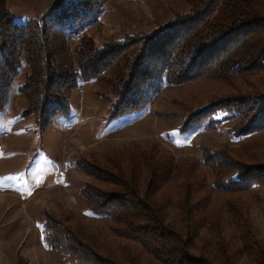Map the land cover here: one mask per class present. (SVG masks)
<instances>
[{
	"label": "rangeland",
	"instance_id": "1",
	"mask_svg": "<svg viewBox=\"0 0 264 264\" xmlns=\"http://www.w3.org/2000/svg\"><path fill=\"white\" fill-rule=\"evenodd\" d=\"M98 1L94 25L77 34L86 36L91 49L116 50L103 58L111 63L109 70L99 72L95 81L64 87L67 112L45 127L18 90L27 72L23 65L0 111V264H164L130 239L132 230L104 213V207L119 203L113 197L120 191L111 182L117 168L132 170L143 180L154 169L163 176L182 163L191 167V181L188 175H176L158 190L169 217L182 219L184 197L202 202L207 225L199 228L201 236L209 235L205 231L213 223L206 238L211 264H264V255H258L264 247V131L236 135L243 126L264 125V117L252 120L264 92V69L190 80L186 75L194 71L174 67V59L162 65L165 55L150 51L153 34L170 22L193 17L198 0ZM50 2L5 0L4 8L25 20L38 18ZM65 29L68 37L70 28ZM207 29L210 25L204 23L201 30ZM52 39L58 45L63 41L54 33ZM64 43L70 62L69 55L80 46L69 37ZM227 46L224 42L219 48ZM210 63L208 58L202 64L206 68ZM241 94L257 96L251 111L227 102ZM225 100L220 107L228 112L227 122L184 124L197 109ZM236 171L263 185L227 191L222 182ZM96 193L108 197H98L95 205L90 196ZM116 209L124 210L112 211ZM46 220L56 227L47 230ZM67 236L81 243L80 250L66 248Z\"/></svg>",
	"mask_w": 264,
	"mask_h": 264
},
{
	"label": "trees",
	"instance_id": "2",
	"mask_svg": "<svg viewBox=\"0 0 264 264\" xmlns=\"http://www.w3.org/2000/svg\"><path fill=\"white\" fill-rule=\"evenodd\" d=\"M98 2V0H51L38 18L23 20L5 9V0H0V111L7 100L9 88L16 81L15 78L19 76L23 65L27 67V72L18 90L29 100L28 110L35 113L38 121L44 123L45 127L50 126L53 120L67 112L68 102L64 99V87L76 88L86 82L95 81L99 72L109 70L111 63L106 60L109 55L117 54L116 50L106 47L91 49L84 43L86 36L77 34L83 27L94 25L93 21L98 16L94 7ZM204 23L210 25V29L202 31ZM65 28H70L68 37L71 43L80 46L74 48L69 55L70 62L67 60V55L64 57V54L69 52L66 43L63 44L68 39L63 34ZM175 29L179 30V33L175 32ZM203 32L213 33L205 36ZM52 33L61 35L63 41L60 45L54 43ZM72 33L74 37H71ZM151 41L150 51L160 57L163 55L166 57L162 65L169 66L174 59L175 63L177 61L174 67L178 66L182 71H185L186 67L187 73L194 71L193 75H186L190 80L195 79L197 75L218 78L225 74L241 76L249 70H263L264 0H198V4L194 6L193 17L170 22L153 34ZM224 42H228L229 46L222 50L219 47ZM205 56L206 58L203 59ZM104 57L106 60L103 59ZM208 58L211 63L204 68L203 60L205 62ZM191 60L193 63L187 65ZM200 65H202L201 69ZM254 98L257 96L241 94L238 99L225 100L213 106L197 109L188 116L184 124L191 128L205 119L210 122H227L225 118L228 117V112L225 111V106L220 107L224 102L237 103L241 107L245 105L251 111L256 102ZM260 99H262L261 103L253 113L252 120L264 117V92L260 95ZM50 105L53 109L48 112ZM214 111L217 112L214 114ZM261 126L262 124L252 127L243 126L237 129L236 135L253 136L257 132L264 131V125ZM183 167L186 169L183 170ZM190 168L188 163L178 164L173 171L167 170L163 176L157 174L154 169L149 179L145 175L141 180L132 170L121 167L117 168V176L112 177L111 182L120 191L114 194L113 199H117L119 203L114 205L108 201L111 202L112 207L110 205L109 208L104 207L106 210L104 213L126 224L127 228L132 230L128 233L130 239L138 242L150 255L164 264L213 262L210 261L213 260V256L207 251L209 246L206 244L213 223L208 226L209 230L205 231L209 235L203 237L199 232V228L207 225L204 224L203 218L205 204L194 203L190 201L189 196L184 197L179 207L183 217L177 221L169 217L167 205L158 198L160 194L158 190L162 184L174 179L176 175L190 177L191 172H188ZM249 169L252 170L251 167ZM233 170L237 168L233 167ZM134 172L137 173L135 170ZM246 176L237 174L236 171L234 175L223 180L224 188L233 191L243 190L256 184L263 185V182L255 180L254 176L249 178ZM189 180L191 181V177ZM142 184L148 189L143 190L140 187ZM98 197L108 196L101 193L90 196L95 205ZM121 206L126 210L112 211L115 207ZM52 223L46 220L47 230L56 227ZM246 224L242 220V226ZM60 236L56 238L58 244L61 243ZM47 240L51 241L50 237ZM64 243L66 248L72 251L78 250L81 245L73 236H67ZM55 246L52 245L53 248H56ZM263 249L264 247L258 251V255H264ZM18 264L21 262L18 261Z\"/></svg>",
	"mask_w": 264,
	"mask_h": 264
}]
</instances>
